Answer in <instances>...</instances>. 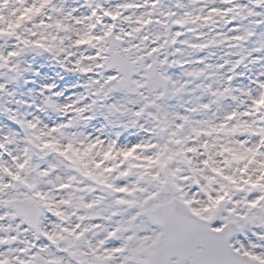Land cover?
I'll return each instance as SVG.
<instances>
[{
    "label": "snow or ice",
    "instance_id": "obj_1",
    "mask_svg": "<svg viewBox=\"0 0 264 264\" xmlns=\"http://www.w3.org/2000/svg\"><path fill=\"white\" fill-rule=\"evenodd\" d=\"M0 264H264V0H0Z\"/></svg>",
    "mask_w": 264,
    "mask_h": 264
},
{
    "label": "rangeland",
    "instance_id": "obj_2",
    "mask_svg": "<svg viewBox=\"0 0 264 264\" xmlns=\"http://www.w3.org/2000/svg\"><path fill=\"white\" fill-rule=\"evenodd\" d=\"M41 64H42V66L40 67V70L44 74H46V75H48L50 77L54 76V73L56 71H58L57 69H54V68L49 67L46 63L38 62V65H41ZM75 79L76 78L73 75H64L63 76V79L57 82L58 83V87L59 88H64L66 84H70V83L74 82ZM69 91H71V89ZM68 94L69 93H65V95H68ZM21 98H26V97H21Z\"/></svg>",
    "mask_w": 264,
    "mask_h": 264
}]
</instances>
